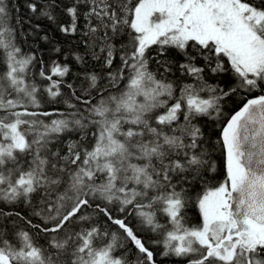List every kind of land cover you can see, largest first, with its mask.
I'll list each match as a JSON object with an SVG mask.
<instances>
[{"label":"snow or ice","instance_id":"1","mask_svg":"<svg viewBox=\"0 0 264 264\" xmlns=\"http://www.w3.org/2000/svg\"><path fill=\"white\" fill-rule=\"evenodd\" d=\"M26 8L80 37L83 72L26 50L19 3L0 0V264H158L154 247L178 264H264V0Z\"/></svg>","mask_w":264,"mask_h":264},{"label":"trees","instance_id":"2","mask_svg":"<svg viewBox=\"0 0 264 264\" xmlns=\"http://www.w3.org/2000/svg\"><path fill=\"white\" fill-rule=\"evenodd\" d=\"M14 3H19L20 9H19V15H21L24 18V27L23 31H21L20 36L23 38L25 35H27V40L23 42V47L26 50H31L36 52V54L40 57H43L45 63L49 62L51 59H59L61 62H67L73 67L74 72H83V67L80 65H77L73 58V53H80L83 54L84 48L83 45L80 43V37H69L65 36L61 32L57 30V28L50 24L46 19H40L36 18L31 14L27 8L26 4L28 0H13ZM28 19H31V27H29V24L27 23ZM66 16L61 17L62 22L67 21ZM40 25V28L37 30L35 29V25ZM47 34L49 37L48 41H44L41 39V36ZM54 47H59L61 49V53H55L52 51ZM153 50H155V46H153ZM172 59L175 60L178 58V54L175 52L171 53ZM67 56V61L64 60V57ZM118 63V61H117ZM92 67L95 68L96 65L94 62H92ZM150 67L152 70H156V64L155 62H152L150 64ZM176 75H179V73H175V75H169V79H174ZM71 79V77H69ZM232 77L226 76L221 79L222 85H227L229 81H231ZM123 86V85H121ZM242 105V100L240 97H234L233 101H229V104L227 106L228 114L230 115L234 110L238 109L239 106ZM221 122H212L209 121L206 124V130L210 136H212L213 140L215 141L219 137L220 133V127ZM219 148V145L217 146ZM214 159L215 163L217 165V181H213L210 183L209 186H212L219 181H221L224 178V169H223V153L221 151H217L214 153ZM18 211L24 212L26 215L28 214L29 210L23 206L19 207L17 209ZM97 219H100L102 222L104 220L103 217H98ZM38 222V221H34ZM200 222V216L198 213V209L195 207L190 206L188 213H187V223L189 225H197ZM129 223L130 224H136L135 219L132 217H129ZM105 227H111L112 229H115V226H109L104 225ZM138 228L139 225H136ZM145 237L146 240H148L149 246L151 245V239L152 237L148 233H141ZM129 247H131L129 245ZM154 247V246H153ZM135 251V249H133ZM154 251L157 253V261L159 262L163 261L164 264H178V261H176L175 258H165L161 255H159L160 249L154 247Z\"/></svg>","mask_w":264,"mask_h":264}]
</instances>
